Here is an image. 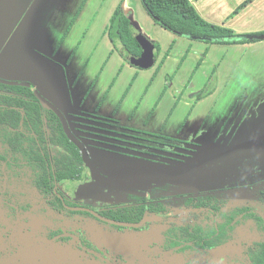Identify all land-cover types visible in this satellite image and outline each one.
Returning a JSON list of instances; mask_svg holds the SVG:
<instances>
[{"label":"rangeland","instance_id":"374dc122","mask_svg":"<svg viewBox=\"0 0 264 264\" xmlns=\"http://www.w3.org/2000/svg\"><path fill=\"white\" fill-rule=\"evenodd\" d=\"M120 1L0 0V77L30 83L65 114L89 147L88 139H95L99 144L89 148L91 157L125 195L141 196L146 188L140 184L164 177L170 165L177 172L185 158H150L146 152L161 150L165 155L173 142L124 136L111 125L99 129V124L75 120L74 114H97L122 127L181 140L186 148L181 153L189 151L193 155L189 163L196 165L179 183L185 188L174 191H197L206 184L223 187L253 173L264 176V39L249 48L179 37L155 24L141 0H125L132 9L129 16L155 44L154 61L140 69L120 55L121 44L114 49L103 36ZM10 43L18 48L17 58H8L5 64L2 56ZM199 58L203 63L196 69ZM143 164L156 170L146 173L140 169ZM261 181L229 188L223 195L228 197L227 206L254 207L264 219ZM6 186V195L21 202L17 186ZM21 187L31 194L23 200L30 205L28 210L12 208L8 216L4 212L8 207L0 200V264H245L241 241L260 238L254 221H248L224 245L174 253L163 249L164 223L118 227L82 210L58 212L37 203L32 185ZM6 195L0 194V199ZM76 205L97 208L92 201L79 200ZM59 228L68 233L67 244L45 239ZM80 236L95 249H80Z\"/></svg>","mask_w":264,"mask_h":264},{"label":"trees","instance_id":"16d2710c","mask_svg":"<svg viewBox=\"0 0 264 264\" xmlns=\"http://www.w3.org/2000/svg\"><path fill=\"white\" fill-rule=\"evenodd\" d=\"M141 1L155 24L179 37L208 44L233 45L258 41L248 37L251 34L236 33L228 27L207 22L189 0ZM249 1L251 0L245 1L244 4ZM104 31L114 49L117 45L124 44L133 53H141L135 38L139 30L130 20L129 13L123 12L120 4L111 14ZM172 46L173 43L170 49ZM200 63L201 59L198 60L196 69ZM200 96L198 95V99ZM78 117L87 124L100 125L110 121L116 128L120 126L115 119L97 114L88 113ZM88 128L92 127L88 125ZM152 136L162 139L159 135ZM164 139L174 141L166 137ZM88 140L92 142L91 146L99 144L95 139ZM181 154V157L176 158L192 157L189 152ZM88 178L79 149L65 135L58 117L43 107L35 97L33 85L26 87L0 83V186L4 185L2 180L25 179L44 196L53 195L58 209H62L61 200L56 196L53 187L65 182L73 185ZM208 186L206 184L205 187ZM205 187L198 193L195 190H186L184 202L178 201L184 212L172 217V226L179 227L174 230L173 236L177 235L176 231H180V235L185 237L186 247H189V244H222L230 238L233 229L249 219L254 220L257 227L264 231L263 218L250 206L227 208V200L222 193H212ZM58 191L60 192L59 188ZM161 208L162 206L152 208L151 205L147 207L145 202L129 209L108 206L103 214L114 219L137 221L145 211L155 213L162 210ZM170 231L172 230L165 231L169 235V241H176ZM242 245L247 264H264V236L258 240L243 242Z\"/></svg>","mask_w":264,"mask_h":264},{"label":"flooded vegetation","instance_id":"af4514ba","mask_svg":"<svg viewBox=\"0 0 264 264\" xmlns=\"http://www.w3.org/2000/svg\"><path fill=\"white\" fill-rule=\"evenodd\" d=\"M134 54H136V53H134ZM136 55H139V54H136ZM85 114H88V113H84V114L76 113V114H74L75 120L79 119L78 116L85 115ZM106 118H109V117H106ZM66 119H67V117H66ZM67 121H68V119H67ZM68 123H69V126H70V122L69 121H68ZM117 123L119 124L118 121H117ZM103 125L114 126V125L111 124L110 121H105V123L99 125L100 126L99 129H101L102 128L101 126H103ZM124 128H126V129H124ZM117 130H118V133H120L121 135L132 136L135 139H142L143 141L144 140L146 141V140H148L150 138H156V137L152 136L154 134L161 136L162 139H160V138H158V139L162 140V142L165 141V139H164L165 137L169 138V139H174V141L168 140L170 142H173V145L171 143H168V145L164 144V145H167V147L169 148V150L167 149L166 152L163 150V153L164 152L166 153L165 155H161L160 154L161 150H160L159 153H155L154 151L146 152V155L148 157H150V158H153V157L165 158V159H169V161L179 160V158H176V157L177 156H181L182 155L181 151L185 150V147H183L181 145V143H182L181 140L173 138L171 136H167V135L161 134V133L144 132V131H140V130L135 129V128H127V127L120 128V126H117ZM75 136L78 139H80V137L77 136L76 134H75ZM82 143H83V141H82ZM135 144L139 145L137 143H135ZM141 145L144 146V147H148V145L140 144V146ZM85 146H86V148L88 150L89 155L91 153L89 148H91V147L92 148H97V147H93V146L89 147L88 145H85ZM148 148L156 149V147H152V146H150ZM102 150H104V149H102ZM105 150H106V148H105ZM107 150H109V149H107ZM178 150H179V152H178ZM247 150H249V149L247 148ZM109 151H113V150H109ZM172 152L174 153L173 156L171 155V154H173ZM139 153H143V151H140ZM177 153L180 154V155H177ZM156 154H158V155H156ZM170 155L172 157H170ZM90 157H91V155H90ZM91 159L94 161V159L92 157H91ZM96 167L100 170V168L98 166H96ZM260 167H261V165H260ZM100 171L111 180V178L106 173H104L102 170H100ZM86 172H87V174L89 176L88 179H85L83 181L74 183L73 185H71L69 182H65V183L60 184L59 186L55 185L53 187V190H54L56 196L59 197V199L61 200V203L63 205L62 209H65L68 212H73L75 210H82V209H72V208H75V207L89 208V209H91V210H93V211H95V212H97V213H99V214H101V215H103L105 217H108V216L103 214V211H107L108 206H113V207L114 206H118V207L128 208L129 209L131 206H134V205H137V204H141V203H145V202L147 203V207L149 205H151L152 208H156V207L162 206V208H161L162 210H160L159 212L157 211L155 213H148V211H145V213L142 215V217L139 220H137V221L119 220V219H115V220L129 222V223H137V222L141 221L144 217L148 216V217H153V218L146 220L141 225H144V224L149 223V222L164 223L166 225V227H165V229L163 231V235H164L163 249L167 250V251H170V252L184 253V252H187V251H201V250H207V249H210V248L219 247L221 245L226 244L229 241H232V239L234 237L233 236L234 235V231L236 229L239 230V229H241V227L245 228L244 225L248 224V221H254L252 219H249V220L244 221V223L238 225L235 229H233L232 232H230V238L226 242H224L222 244H219L217 246H202V245H197V244H191V245L189 244V247H186L187 243L184 241L185 237H182V235H180L181 234L180 231H176L177 235L173 236L174 230L175 229L176 230L179 229V227L172 226V223H173V218L172 217L179 216V215H181L184 212V210L178 204V201H179V203L184 202V195L187 193L186 190L185 191H179V190L174 191V188L175 187H178V188L184 187L185 188V186L179 185V184H176V183H172V182H168V181H165V180H156L154 182L147 183L146 186L144 188H142V189L146 188V190H145V193L142 194L141 196H138L140 194H136V193H130L129 195H131V196H128V195H125L124 193H121L120 191H118L116 189V187H118L119 185H118V183L116 184L115 182H113V180H111V182L113 183L112 185H108V184L105 185V184H103L100 181L92 179V177H91V175H90L88 170H86ZM263 178H264V176H261V175L258 176V175H255V173H253V174H249L248 176L242 177L241 181H239V182H236L235 180H233V182L231 184L224 185L222 183L223 187H218L217 186L215 188H209L210 187V184H209V186L205 187V188H207L210 191H212V193L216 192V193H222V195H224V194L227 193L229 188H232L234 186L242 185V184H239L240 182L250 181V182H248V184L254 186L258 181H261V179H263ZM89 181L92 182L97 187H100L103 191L108 192L110 197H111V201H104V200H99V199H95V198L79 197L74 192V186L76 184L86 183V182H89ZM2 182L4 183V185L0 186V189H1V193L0 194L1 195H6V191L8 190V186H6V185H9V184L17 186L18 192H20L22 194V198H20V200H22L21 202L20 201H16V199L15 200L12 199V197L8 196V195H6L7 197L0 199L3 202L2 204H4L6 207H8L7 208L8 209L7 212L4 211L6 213V215H8V216L10 215V213L12 212L11 211L12 208H14V209L20 208L21 210H28L30 208V205L25 204L23 200H26V197L27 196H31V194L30 193L26 194L25 193L26 189L21 187V186L22 185L26 186V184H30V182L25 180V179H15V180H13V183H11L12 181H6V180H2ZM261 182H264V181H261ZM58 188H59L60 192L58 191ZM64 188L69 190V191L64 190ZM189 188H192V187H189ZM200 190H203V188L198 189L196 193L200 192ZM36 191L38 192V196L36 194V196L38 197V198H36L37 199L36 200L37 203H40V202L43 203L44 202V203L47 204V206H49L53 210H56L58 212L62 211V209H58V205L55 202V197L53 195L44 196L37 189H36ZM138 191H139V189H138ZM161 195H165V197H162ZM67 196L68 197L70 196V198H67ZM125 196H126V199H125ZM177 196H178V198H177ZM224 198L227 200V204H228L227 195H225ZM79 200L90 201V203L92 201V204H94L97 208L94 209V208H91L90 206H78V205H76V203H78ZM236 206H242V205H236ZM245 206H248V205H245ZM226 207L228 208V207H233V206H227L226 205ZM251 208L253 209V211L255 213L259 214L254 209V207H251ZM82 211H84V213H86V214L88 213L90 216L96 217L95 215H93L91 212H89L87 210H82ZM96 218H98V217H96ZM108 218H111V217H108ZM98 219H100V218H98ZM111 219H114V218H111ZM100 220H102V219H100ZM263 222H264V219H263ZM114 225H116V224H114ZM141 225H139V226H141ZM116 226L121 227V226H130V225H116ZM139 226H131V227H139ZM253 227L258 230L260 238H262L264 236V231L259 229L257 227L256 223H255V225ZM250 228L251 227H249V229ZM249 229H247V230H249ZM167 230H172L170 232L172 234V237H174V239L176 241H171V242L169 241V235L166 234V232H165ZM47 236L48 237L45 238L46 240L53 241L54 243L59 244V245L60 244L61 245L67 244V241L70 238L68 233L62 232L61 228H59L58 230H55V231H52V232L48 233ZM256 240H258V239H256ZM252 241H254V240H252ZM243 242H250V241H246V240H242L241 241V246H242L241 254H242L244 263L247 264V262H246V260H245V258L243 256V245H242ZM78 244H79V248L80 249H88V250L95 249V248H93L91 246L89 241H87L82 236H80V238H78ZM98 251H99L98 253H100L99 249H98Z\"/></svg>","mask_w":264,"mask_h":264},{"label":"crops","instance_id":"0c3cea01","mask_svg":"<svg viewBox=\"0 0 264 264\" xmlns=\"http://www.w3.org/2000/svg\"><path fill=\"white\" fill-rule=\"evenodd\" d=\"M189 1L192 3L197 13L209 23L228 27L233 31H235L236 33L261 34L262 32H264V0H251L246 4H244V2L247 0H189ZM119 4L124 13L130 14L132 12L131 7L126 5L125 0H121ZM79 13L80 10L78 11V14L74 16L73 23L79 16ZM105 27L103 29V36H107V34H105L104 31ZM261 40L245 43V44H233V45H242L251 48L252 46H256L254 44L260 42ZM192 45L193 44L189 45L190 48L192 47ZM226 45H232V44H226ZM15 50H18V48H16V46H14L12 43H10L9 46H6L2 56L4 59L2 60V62L5 64L6 62H8L9 64L10 59L8 58H13V59L17 58L15 56L16 52H14ZM167 55H169V52L166 54V56ZM71 56L72 54L70 55V57ZM200 59H201V63L198 66V68L203 63V59L199 58V60ZM191 158H193V156ZM188 159L189 158H185L183 165L177 170V172L174 171L172 169V166L170 165L169 167H167L164 177L156 178L153 181L165 180L176 184L184 183L185 176H188V170H190L191 168L192 169L195 168L196 165L195 164L196 162H194L193 164L189 163ZM161 166L164 168V165ZM140 169L145 170L146 173L154 172L156 170V166L151 167L143 164L140 167ZM203 181L204 180H202V182ZM139 186L141 188H144L146 186V183L140 184Z\"/></svg>","mask_w":264,"mask_h":264},{"label":"water","instance_id":"95a60500","mask_svg":"<svg viewBox=\"0 0 264 264\" xmlns=\"http://www.w3.org/2000/svg\"><path fill=\"white\" fill-rule=\"evenodd\" d=\"M130 20L132 21L133 25L139 30L138 34L135 36L137 43L139 44L141 48V53L139 55L134 54L131 50L128 49L124 44H121L118 46V50L120 52V55L132 66H135L137 68H145L149 64H151L155 59V44L145 36L141 30L139 29V25L136 21H133L132 17L130 16ZM248 37L252 39H264V34H251L248 35ZM0 83L7 84V85H20V86H26L30 87L31 84L26 81H14V80H7L2 77H0ZM33 94L35 97L39 100V102L42 104L43 107L46 109L51 110L59 119L62 129L67 136V138L73 142L77 148L79 149L81 155H82V161L84 164V167L86 170L89 171L92 179L102 182L105 185H112L113 183L111 180L105 176L95 165L94 161L91 159L88 150L86 146L82 143L80 139H78L72 129L69 126V123L65 117V115L60 111V109L54 105L52 102H50L48 99L43 97L38 90L33 89ZM74 192L79 197H87V198H95L99 200L104 201H111V197L108 192L103 191L100 187H97L92 182H86V183H79L74 186ZM72 209H82L87 210L91 212L96 217L108 221L110 223L116 224V225H130V226H139L143 224L146 220L152 219L153 217H144L141 221L137 223H129L124 221H118L115 219H111L108 217H105L89 208H79L75 207Z\"/></svg>","mask_w":264,"mask_h":264}]
</instances>
